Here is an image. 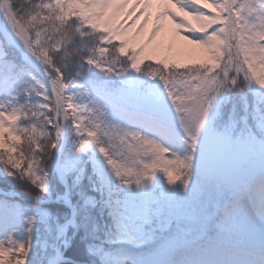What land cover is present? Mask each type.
Returning <instances> with one entry per match:
<instances>
[{
  "label": "snow or ice",
  "instance_id": "6c2138e0",
  "mask_svg": "<svg viewBox=\"0 0 264 264\" xmlns=\"http://www.w3.org/2000/svg\"><path fill=\"white\" fill-rule=\"evenodd\" d=\"M0 264H264V0H0Z\"/></svg>",
  "mask_w": 264,
  "mask_h": 264
},
{
  "label": "rangeland",
  "instance_id": "374dc122",
  "mask_svg": "<svg viewBox=\"0 0 264 264\" xmlns=\"http://www.w3.org/2000/svg\"><path fill=\"white\" fill-rule=\"evenodd\" d=\"M159 10V6L157 7V11ZM156 11V12H157ZM170 27H174V26H171ZM173 39L174 41L177 43V44H184L186 47H191L189 45H186V42L182 41V39L179 37V36H176L173 34ZM196 57H187V56H178L177 57V60L181 63H184V62H190L192 59H195Z\"/></svg>",
  "mask_w": 264,
  "mask_h": 264
},
{
  "label": "bare ground",
  "instance_id": "6f19581e",
  "mask_svg": "<svg viewBox=\"0 0 264 264\" xmlns=\"http://www.w3.org/2000/svg\"><path fill=\"white\" fill-rule=\"evenodd\" d=\"M157 7H158V5H153V6L151 7L150 11H151V13H152L153 15L156 13V11H157ZM180 38H181V37H180Z\"/></svg>",
  "mask_w": 264,
  "mask_h": 264
}]
</instances>
